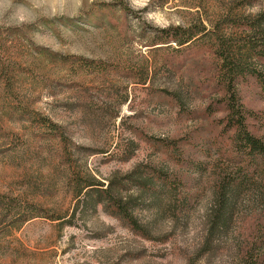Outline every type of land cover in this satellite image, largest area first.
I'll list each match as a JSON object with an SVG mask.
<instances>
[{"label": "rangeland", "instance_id": "rangeland-1", "mask_svg": "<svg viewBox=\"0 0 264 264\" xmlns=\"http://www.w3.org/2000/svg\"><path fill=\"white\" fill-rule=\"evenodd\" d=\"M108 3L114 6H102ZM231 10L255 27L241 34L242 42H264V0H0V29H15V52L28 61L41 63L38 52L45 49L121 66L106 77L61 73L66 83L61 89L34 94L35 108L85 147L89 168L101 181L141 163L192 178L157 152L149 137L218 138L226 112L223 106L212 113L208 109L223 92L215 80L214 60L208 50L194 51L179 59L181 67H160L164 52L146 45L156 28L200 21L210 25ZM246 62L264 70V63L252 56ZM146 77L147 84L138 82ZM22 83L32 89L31 79L23 76ZM162 89L177 100L158 92ZM240 94L255 115L249 120L251 130L264 138V96L254 83L242 85ZM0 125L29 142L25 151L15 153L8 150L9 141H0V191L27 193L63 217L35 219L1 232L0 264H242L249 255L264 264L263 194L242 193L226 208L210 177L190 188L189 205L181 210L170 201L164 203L166 209L150 206L147 193L139 197L137 189H130L126 195L137 203L139 221L150 231L147 239L103 207L78 206L57 169L42 159L41 131L30 122L0 112ZM218 141L227 143L226 137Z\"/></svg>", "mask_w": 264, "mask_h": 264}, {"label": "trees", "instance_id": "trees-1", "mask_svg": "<svg viewBox=\"0 0 264 264\" xmlns=\"http://www.w3.org/2000/svg\"><path fill=\"white\" fill-rule=\"evenodd\" d=\"M102 6L114 5L108 3ZM120 6L126 13L130 12L126 4L120 3ZM248 29L255 30V27L231 10L210 25L200 21L187 26L156 28L146 45L152 50L164 52L165 58L160 67H181L179 59L194 51L208 50L214 60L215 80L223 92L208 109H212V113L217 106L224 107L226 114L219 121L221 131L218 138L226 137L227 143L219 142L218 138L195 141L190 135L149 137L157 152L166 154L177 166L190 171L192 178L184 177L181 172H169L141 163L129 172L114 174L107 182L101 181L89 168L85 147L74 142L62 125L35 108L38 97L34 94L39 89H61L66 84L61 73L70 77L81 73L106 77L121 66L45 49L38 52L42 56L41 63L28 61L24 53L15 52L12 43L14 28L0 29V112L9 119L30 122L32 127L41 131L40 149L45 153L42 159L49 160L51 167L57 169L65 192L73 197L78 206L89 203L94 210L103 207L133 233L150 239V231L139 221L133 195H126L130 189H137L139 197H146L144 194L147 193L149 197L146 200L150 206L165 208L164 203L170 201L179 204L181 210H186L189 205L193 194L190 188L197 187L210 177L214 178L216 197L225 199L226 208H229V201L237 200L242 193L253 191L264 195V138L251 130L249 120L255 115L244 105L240 94L242 85L254 83L264 96V70L251 67L246 62V58L252 56L264 63V42H242L241 34ZM47 64L53 67L48 69ZM129 72H134V69ZM23 76L32 80L29 91L23 86ZM146 81L147 77L138 82L145 85ZM158 92L177 100V96L169 91L162 89ZM2 140L9 141L8 150L15 153L25 151L29 143L0 125ZM132 156L129 155V158ZM40 218L52 221L63 219L50 213L27 193L0 191V233L7 229H20L27 222ZM242 264L262 262L249 255Z\"/></svg>", "mask_w": 264, "mask_h": 264}]
</instances>
